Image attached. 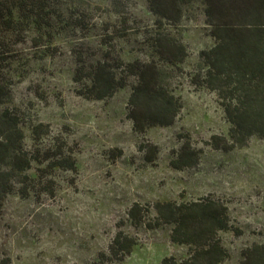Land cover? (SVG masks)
I'll list each match as a JSON object with an SVG mask.
<instances>
[{
    "label": "rangeland",
    "instance_id": "1",
    "mask_svg": "<svg viewBox=\"0 0 264 264\" xmlns=\"http://www.w3.org/2000/svg\"><path fill=\"white\" fill-rule=\"evenodd\" d=\"M79 3L73 13L84 27L75 30V37L56 28L49 50L29 49L30 62L15 63L10 74H3L6 80L12 77L3 107L19 117L24 148L38 160L15 176L3 202L0 264H92L100 254L109 255L119 230L134 236L137 245L123 259L102 264H160L170 256L182 260L189 250L170 240L171 226H135L128 211L138 203L154 216L156 202L203 197L227 207L239 235L219 233L228 252L223 264H238L244 249L264 243V139L252 136L245 146L227 152L209 144L213 136H226L230 124L217 93L203 82L207 67L199 53L214 45L204 5L193 2L179 24L163 26L187 51L182 63L163 65L168 89L182 103L179 114L170 126L137 133L127 117L135 80L95 100L86 97L77 71L93 51L110 50L102 42L104 33L111 36L109 46L115 45L112 55L126 62L153 58L147 35L155 18L145 0ZM113 31L119 36L113 38ZM38 124L37 135L32 129ZM186 141L199 151V161L175 169L171 160ZM145 145L156 146L153 161L146 160ZM67 158L73 169L53 165Z\"/></svg>",
    "mask_w": 264,
    "mask_h": 264
},
{
    "label": "trees",
    "instance_id": "2",
    "mask_svg": "<svg viewBox=\"0 0 264 264\" xmlns=\"http://www.w3.org/2000/svg\"><path fill=\"white\" fill-rule=\"evenodd\" d=\"M81 0H0V211L12 190L15 176L27 172L38 160L36 154L26 150L19 117L3 107L9 99L11 75L15 63L30 59L29 49L47 51L55 39V29L68 37L84 27L73 11ZM154 16L153 29L148 31L147 42L153 58L147 61L126 62L112 55L111 36L104 33L102 42L109 49H97L81 61L77 71L83 82L87 98L103 100L128 85L133 78L128 99L127 117L137 133L155 126L174 123L182 103L168 89L163 65L175 66L187 56L185 46L164 23L177 25L183 18L184 8L195 1L204 5L206 24L214 45L200 51L199 56L207 69L204 84L215 91L220 99L225 118L230 124L226 136H213L212 148L230 151L245 146L252 136L264 139V0H145ZM119 36L114 31L112 36ZM72 39V38H70ZM76 39V38H74ZM111 39V41H109ZM109 41V42H108ZM32 57H34L32 55ZM42 57V56H41ZM35 58V57H34ZM82 71V72H81ZM85 79V80H83ZM87 80V81H86ZM42 124L32 131L39 134ZM146 160L157 155L154 145L142 146ZM199 161V151L189 141L182 144L177 156L171 160L175 169L191 168ZM73 169V162L57 160L54 166ZM143 208L134 203L128 215L135 226L142 224L150 229L161 225L171 226L170 240L188 247V257L182 260L164 257L160 264H223L228 252L223 247L220 232L239 230L230 224L227 207L222 201L203 197L196 201L156 202ZM137 240L123 231L116 232L109 245V255L100 254L98 261L121 260L129 255ZM238 264H264V243L253 244L242 251Z\"/></svg>",
    "mask_w": 264,
    "mask_h": 264
}]
</instances>
